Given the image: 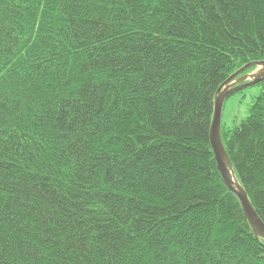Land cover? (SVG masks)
Returning <instances> with one entry per match:
<instances>
[{
	"label": "trees",
	"instance_id": "obj_1",
	"mask_svg": "<svg viewBox=\"0 0 264 264\" xmlns=\"http://www.w3.org/2000/svg\"><path fill=\"white\" fill-rule=\"evenodd\" d=\"M258 62L264 0H0V264H264L210 143ZM257 85L221 136L264 223Z\"/></svg>",
	"mask_w": 264,
	"mask_h": 264
},
{
	"label": "water",
	"instance_id": "obj_2",
	"mask_svg": "<svg viewBox=\"0 0 264 264\" xmlns=\"http://www.w3.org/2000/svg\"><path fill=\"white\" fill-rule=\"evenodd\" d=\"M250 68L260 69L257 77L251 80L247 79V76L244 75ZM261 82H264V62L251 63L244 66L225 82L224 86L218 91L215 99L214 117L210 131V143L225 185L240 200L243 210L255 232L264 238V223L255 211L248 194L234 176L231 168V161L221 136L223 111L227 99L233 94L246 90Z\"/></svg>",
	"mask_w": 264,
	"mask_h": 264
},
{
	"label": "rangeland",
	"instance_id": "obj_3",
	"mask_svg": "<svg viewBox=\"0 0 264 264\" xmlns=\"http://www.w3.org/2000/svg\"><path fill=\"white\" fill-rule=\"evenodd\" d=\"M259 72L260 69H256L253 74L247 75V79L251 80L257 77ZM261 90V86L255 85L242 92L233 94L224 107L222 123L232 128L235 124L237 125L244 121L249 114L254 98L260 95Z\"/></svg>",
	"mask_w": 264,
	"mask_h": 264
}]
</instances>
